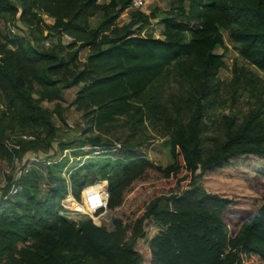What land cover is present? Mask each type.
<instances>
[{
    "label": "trees",
    "instance_id": "obj_1",
    "mask_svg": "<svg viewBox=\"0 0 264 264\" xmlns=\"http://www.w3.org/2000/svg\"><path fill=\"white\" fill-rule=\"evenodd\" d=\"M19 2L23 11L34 8L50 17L49 28L56 32H83L88 17L99 10L105 15L90 30L88 40L81 42L64 63L59 61L50 66L64 72L62 76L67 78V85L78 86L74 108L94 129L108 126L129 112L149 110L150 100L145 99L147 90L169 67L170 72L191 85L211 78L217 55L212 53L209 37L218 35L219 27L227 29L230 38L238 43L244 60L264 70V0H189V7L185 13L181 12L179 21L175 14L161 19L162 37L133 33L129 23L116 26V1L101 5L96 0ZM129 3L130 0H119L118 4L125 7ZM108 9L114 13L108 14ZM130 14L143 16L140 11ZM190 21H196L197 26H188ZM82 46H87L89 52L82 63L76 64L75 56ZM25 58L37 61L50 57L47 53L32 51L26 53ZM0 81L12 91L13 97L32 101L2 43ZM136 101L143 107L136 105ZM202 105L199 96L194 100L186 134L181 127H176L174 134L169 136L171 162L163 168L157 167L160 176L149 190L152 198L145 204L142 199H132L137 207L145 205L144 224L150 231L144 241L149 252L135 247V240L131 243L124 240L120 231L108 228L102 219L85 221L74 229L58 215V212L72 209L71 199L63 188L50 193L43 201H36L29 192L23 195L19 188L14 194L5 196L10 179L2 192L5 197L0 198V264H88L79 259L86 254L107 264H142L148 258L153 264H264V202L251 214L242 234L231 238L218 216L226 200L215 194L205 195L192 187L198 166L203 170L214 168L231 157L264 151V130L258 124L259 113L251 111L243 125L225 138L221 152L198 163V122ZM35 113L44 117L42 124L48 126L51 133L43 110L36 107ZM20 132L4 136L0 128V150L10 159L13 156L20 159L21 154L32 151L48 134L45 127L30 131L35 135L33 141L23 142L20 150L9 151L4 139ZM85 140L93 146H104L97 136ZM114 156L125 160L114 170L106 165L89 166L70 176L71 191L76 198L81 188L80 197L88 191L87 184L100 181L106 191L107 214L120 212L129 202L125 192L117 187L124 173L131 168L134 174L140 172L136 168L139 161L131 160L136 156L133 150L126 148ZM75 205L79 207L78 203ZM26 241H31L29 246L17 247L18 242L24 244Z\"/></svg>",
    "mask_w": 264,
    "mask_h": 264
},
{
    "label": "rangeland",
    "instance_id": "obj_2",
    "mask_svg": "<svg viewBox=\"0 0 264 264\" xmlns=\"http://www.w3.org/2000/svg\"><path fill=\"white\" fill-rule=\"evenodd\" d=\"M97 1L99 5L116 1V26L129 23L131 32L154 37H162V18L175 14L179 21L181 12L185 13L189 7V0H143L141 10L132 9L129 5L122 7L119 0ZM0 6V43L5 46L7 57L17 68L23 88L27 87L26 93L32 99L30 102L18 100L0 81L2 135L20 131L30 133L44 127L48 130L43 140L31 152L28 150L26 155L21 154L20 159L14 156L10 159L0 150V193L30 152L29 156L34 155L37 161L30 162L29 171L19 181L18 190L26 196L29 192L28 195L36 201H43L50 193L63 188L70 196L72 209L58 212V215L74 229L85 221L102 219L108 228L120 231L124 240L130 243L135 240V247L148 251L144 239L150 227L144 224L145 205L137 207L132 199H142L145 204L152 198L149 190L160 176L157 167L163 168L171 162L169 136L174 134L176 127L187 133L194 100L199 96L203 105L198 122V163L213 153L221 152L225 138L243 125L251 111H258V124L264 130V70L240 56L239 45L230 38L227 29L219 27L218 35L209 37L212 53L217 55L211 78L191 85L170 72L169 67L147 90L145 99L150 100L149 110L129 112L108 126L94 129L74 108L73 99L78 86L67 85V78L62 76L64 72L50 66L59 61L64 63L81 42L88 40L90 30L105 17L102 10L86 19L83 32L72 34L50 29V17L34 8L23 11L19 0H0ZM114 10L108 9V14ZM137 11L144 17L130 14ZM188 23V26H197L196 21ZM32 51L47 53L50 58L37 61L25 58V54ZM88 52L87 46L79 48L74 63H82ZM135 104L143 107L139 101ZM36 107L45 113L51 133L49 127L42 124L44 117L35 113ZM96 136L100 137L103 147L93 146L85 140ZM126 148L136 153L131 160L139 161L136 168L140 172L134 174L131 168L117 185L129 199L120 212L106 213V191L100 181L87 184L88 191L80 197L81 188L75 197L70 187L73 172L102 165L114 170L119 163L125 162L122 158H114V155ZM136 187H139V193ZM192 187H197L205 195L215 194L226 200L218 216L226 226L227 235L238 237L251 214L264 202V151L231 157L214 168L203 170L198 166ZM75 203H78V208ZM30 242H18L17 247L29 246ZM79 259L88 264H107L90 254ZM142 264L153 263L148 258Z\"/></svg>",
    "mask_w": 264,
    "mask_h": 264
},
{
    "label": "built area",
    "instance_id": "obj_3",
    "mask_svg": "<svg viewBox=\"0 0 264 264\" xmlns=\"http://www.w3.org/2000/svg\"><path fill=\"white\" fill-rule=\"evenodd\" d=\"M142 2L143 0H130L129 7L135 10H141V6L143 4ZM34 139H35V135L33 133L20 132L14 135H10L8 138H5L3 143L9 151H14V150H20L21 144L23 142H30L33 141ZM29 153L22 160V164L14 171L11 184L5 196L14 194L18 190L19 181L21 177L28 172L30 162L37 161L34 155L29 156ZM5 196L2 193H0V198L3 199Z\"/></svg>",
    "mask_w": 264,
    "mask_h": 264
}]
</instances>
